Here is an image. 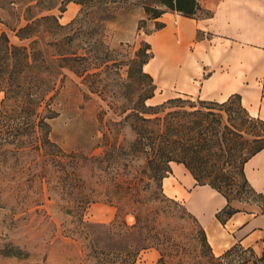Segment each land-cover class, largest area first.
<instances>
[{
	"label": "rangeland",
	"instance_id": "obj_1",
	"mask_svg": "<svg viewBox=\"0 0 264 264\" xmlns=\"http://www.w3.org/2000/svg\"><path fill=\"white\" fill-rule=\"evenodd\" d=\"M95 1V5L87 10V18L104 16L108 20L102 28L96 24L85 25L81 46L91 44L101 48L107 45L117 50L116 55L114 53L116 59L124 61L128 60L129 52L132 58L133 52L143 42H148V35L156 31L158 20L151 18L152 12L148 13V8H167L158 0ZM27 3L36 4V1L0 0V35L6 32L15 44L29 43L20 40L11 29L25 25ZM82 8L81 4L73 1L65 5L59 3L51 13L65 25L77 18ZM86 40L87 44L84 43ZM48 52L52 53V48ZM128 68H121L120 78H128ZM61 78L50 95L53 108L58 113L50 120L52 137L68 153L99 154L102 149L95 148L101 136V133L96 134L101 126L99 116L107 112L103 122L105 128L110 126V121L121 118L110 110L108 102L98 93L88 89L83 78L67 69ZM156 85L155 96L147 101L148 105L164 104L167 107L170 106L168 100L181 98L184 101L175 104L183 107L174 109L195 111L204 107L202 110L208 111L205 107L213 106L207 104L212 100L198 97H169L175 90L172 84ZM3 96L0 93V109ZM171 110L170 107L165 109L166 112ZM214 111L220 112L218 109ZM222 113L225 114L223 121L228 125L222 129L223 142L202 150L199 160L192 163L198 182L219 187L231 200L264 205V197L250 188L243 174L246 159L264 144V121L251 117L236 99L230 116ZM125 137L128 140L133 135L129 130L124 131L120 141ZM16 150V145L0 148V264H129L124 254L119 257L101 254L99 250H107L105 248L110 246L111 239L102 233L104 230L85 225L111 224L118 215L116 205L106 202L104 196H94L95 200L82 209L67 195L77 190V181L73 184L62 182L59 174L50 173L56 171L52 168L48 174H39L45 170L44 164L38 162L39 158L34 154L17 158L13 154ZM146 160L141 158L133 164L145 182H150L152 189L158 191V182L149 179L152 173ZM80 172L88 187L100 189L96 185L97 177L90 175L101 174L102 171L89 167L80 169ZM165 194L176 203L165 198L150 203V229L145 232L152 236L153 246L141 251L134 264H264L263 254L240 243L222 253L215 252L205 230L188 211L186 204L169 196L166 191ZM126 221L129 225L135 224V215L129 213ZM94 233L102 238L100 243L94 241Z\"/></svg>",
	"mask_w": 264,
	"mask_h": 264
},
{
	"label": "trees",
	"instance_id": "obj_2",
	"mask_svg": "<svg viewBox=\"0 0 264 264\" xmlns=\"http://www.w3.org/2000/svg\"><path fill=\"white\" fill-rule=\"evenodd\" d=\"M31 1H36V4H26L25 25L11 28L20 40L29 43L15 44L6 32L0 35V93L4 94L0 109V148L16 145L17 150L13 154L17 158L34 154L39 158L38 162L44 164L45 170L39 174H48L49 168H52L56 171L50 173L59 174L62 182L73 184L77 181V190L67 195L82 209L95 200L94 196H104L106 202L116 205L118 215L111 224L85 225L104 230L102 233L111 239L110 246L105 248L107 250H99L101 254L115 257L124 254L126 262L134 264L141 251L153 246L152 236L145 232L150 229V203L163 198L176 203L167 197L163 188L164 178L172 173L171 162L183 163L199 181L192 163L199 160L202 150L223 142L222 129L228 128V125L223 121L225 114L222 112L230 116L235 99L249 112L242 105L239 94L223 102L205 100L213 105L205 107L208 111L202 110L204 107L195 111L174 109L183 107L175 104L183 102L181 98L168 100L170 106L167 107L172 108L169 112L165 111L167 107L164 104L148 105L147 101L155 96L157 89L154 77L145 70V65L153 56L149 42H143L133 52L132 58L129 52L127 61L116 59L114 53L116 55L117 50L107 45L101 48L91 44L81 46L85 25L96 24L102 28L108 20L104 16L87 18V10L95 5V0ZM72 1L83 8L77 18L64 25L51 11L59 3L65 5ZM158 3L188 17L210 15L197 0H158ZM149 12H152L151 18L156 19L165 10L148 8ZM163 26V23L156 22V29ZM51 48L53 52L49 54ZM125 66L129 67L128 78L122 79L120 70ZM65 69L83 78L88 89L98 93L108 102L110 110L121 118L110 121V126L105 128L103 122L107 112L99 116L101 126L96 134L101 133V136L95 146L102 149L99 154L68 153L52 137L50 120L58 113L53 108L50 95L62 80ZM215 109L220 112H215ZM127 130L133 138L127 140L125 137L120 141V136ZM263 148L264 144L258 146L250 157ZM141 158L147 159L152 173L149 179L158 182V191L153 190L152 184L138 174L133 163ZM89 167L102 171L101 174L90 175L97 177L98 190L88 187L89 184L82 179L80 169ZM120 169L123 171L119 172ZM210 185L231 201L219 187ZM235 212L229 206L218 217L223 221V215L231 216ZM129 213L135 215L136 223L133 225L126 221ZM94 235V241L100 243L102 238L99 234Z\"/></svg>",
	"mask_w": 264,
	"mask_h": 264
},
{
	"label": "crops",
	"instance_id": "obj_3",
	"mask_svg": "<svg viewBox=\"0 0 264 264\" xmlns=\"http://www.w3.org/2000/svg\"><path fill=\"white\" fill-rule=\"evenodd\" d=\"M210 15L193 18L164 8V24L148 35L153 56L145 65L158 84H172L175 95L223 102L239 94L252 117L264 120V0H197ZM200 35V37H198ZM160 88V86H159ZM166 193L186 204L217 253L240 243L264 254V205L227 197L199 184L183 164L171 162ZM250 188L264 197V148L245 161ZM231 216L218 214L226 207Z\"/></svg>",
	"mask_w": 264,
	"mask_h": 264
}]
</instances>
